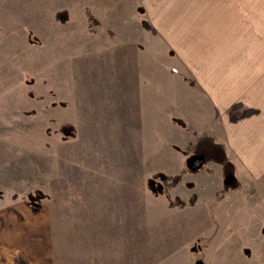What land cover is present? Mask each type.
<instances>
[{"label":"rangeland","instance_id":"obj_1","mask_svg":"<svg viewBox=\"0 0 264 264\" xmlns=\"http://www.w3.org/2000/svg\"><path fill=\"white\" fill-rule=\"evenodd\" d=\"M238 135L264 143V0H0V227L42 210L55 264H264Z\"/></svg>","mask_w":264,"mask_h":264},{"label":"crops","instance_id":"obj_2","mask_svg":"<svg viewBox=\"0 0 264 264\" xmlns=\"http://www.w3.org/2000/svg\"><path fill=\"white\" fill-rule=\"evenodd\" d=\"M237 139L244 142L241 143V146H245V149L247 151H251V147L248 142V137L246 135H238ZM236 149L240 153L239 155L242 158V160L246 163L247 167L251 168L252 170L254 169L253 171L257 175L255 177L261 176L262 174L260 173L264 172V143L258 144L256 149H254V145H252V151H251L252 155H245V152L240 147H236ZM233 180L234 179H230L226 183L231 184V181ZM236 180L238 181V179ZM256 180L260 181L261 179H256ZM26 206H27L26 204H23L21 202H15L11 207L5 209L8 213H3V211L1 213V216L9 217L11 222L10 213L12 212L13 220H12V226H5L0 228L1 229L5 228L4 231L7 229H11L12 231H18L19 233H21L19 236L21 250H11L16 248V246L10 247V249H8V251H6L5 253L6 259L2 262V264H55L54 249L51 241L50 228H49V223L47 221V216L42 213V210H38L37 212H32ZM32 210L35 211V209ZM11 237L12 235H8L7 238H11ZM227 242L229 243L227 246H225L224 244H227ZM262 246H263L262 256L264 258V244H262ZM223 247L231 248L232 250L231 253L232 255H235L237 262L238 261L244 262L243 258L248 257L247 255L248 249H247V254H245L243 249L245 248L244 245L237 246V243L227 240L225 242H222L221 245L219 244L217 246V249L214 251V253L216 254L217 250ZM226 253L227 252L224 251L222 257L216 256L215 257L216 262H219L223 259L225 260L226 257H228L229 260H231V256L227 255ZM124 260L125 261H123L121 264L134 263L132 259L126 260V258H124ZM229 260L228 262H230ZM134 264H142V263L141 262L138 263L136 261ZM234 264H237L236 261H234Z\"/></svg>","mask_w":264,"mask_h":264},{"label":"flooded vegetation","instance_id":"obj_3","mask_svg":"<svg viewBox=\"0 0 264 264\" xmlns=\"http://www.w3.org/2000/svg\"><path fill=\"white\" fill-rule=\"evenodd\" d=\"M195 154H198L197 156H201L202 157V155H201V153L200 152H197V153H195ZM194 159L196 160L197 159V157H194ZM200 161H198V163H199ZM195 164H197V163H195ZM191 166V165H190ZM192 167V166H191Z\"/></svg>","mask_w":264,"mask_h":264},{"label":"trees","instance_id":"obj_4","mask_svg":"<svg viewBox=\"0 0 264 264\" xmlns=\"http://www.w3.org/2000/svg\"><path fill=\"white\" fill-rule=\"evenodd\" d=\"M228 180H230V179H224L225 182H227Z\"/></svg>","mask_w":264,"mask_h":264},{"label":"bare ground","instance_id":"obj_5","mask_svg":"<svg viewBox=\"0 0 264 264\" xmlns=\"http://www.w3.org/2000/svg\"><path fill=\"white\" fill-rule=\"evenodd\" d=\"M254 170V169H253Z\"/></svg>","mask_w":264,"mask_h":264}]
</instances>
